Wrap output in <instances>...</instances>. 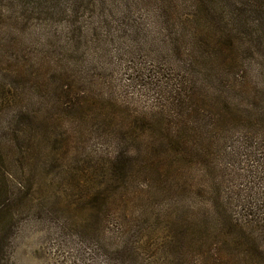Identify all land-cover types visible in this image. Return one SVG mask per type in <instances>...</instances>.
<instances>
[{
    "label": "rangeland",
    "instance_id": "1",
    "mask_svg": "<svg viewBox=\"0 0 264 264\" xmlns=\"http://www.w3.org/2000/svg\"><path fill=\"white\" fill-rule=\"evenodd\" d=\"M1 6L0 264H247L224 242L236 219L264 255L262 18L241 0Z\"/></svg>",
    "mask_w": 264,
    "mask_h": 264
},
{
    "label": "trees",
    "instance_id": "2",
    "mask_svg": "<svg viewBox=\"0 0 264 264\" xmlns=\"http://www.w3.org/2000/svg\"><path fill=\"white\" fill-rule=\"evenodd\" d=\"M241 2L249 6L250 12H252V14H255V16L262 18L264 20V0H241ZM1 12H2V6H1V0H0V14ZM241 12L243 13L242 9H241ZM1 88L2 89L0 90V108H2V106L4 105V102L5 103L8 102L12 96L9 88L5 89L3 86H1ZM93 106H96V105H93ZM33 116L34 115L25 113V117H22V119L20 118L21 126L16 125V123L13 124L15 126L12 128V135H14L15 140H19L20 139L19 137L20 136L22 137L23 135L21 133L23 131L22 124L24 125L25 123L31 121ZM0 128H1V125H0ZM24 136L25 135H23V138ZM4 142L5 141L3 139L2 133H0V166H4V163L1 161V158L4 157V153H3V147H4L3 143ZM257 207L258 208L256 210L262 211L264 215V200L261 201V203L257 205ZM94 208L99 209V207H94ZM246 221H251V220H246ZM230 222L231 224L229 225L228 229L224 233L225 244L233 247L234 249L239 248L246 252H248V250L253 252L252 256H255L256 258L250 260L249 262H247V264H253V263H250L251 261L254 262V264H264V255H261L262 251H260V244L262 240L260 239V235H258L257 233H252V232L245 234L247 230H246V227L243 226V222L241 220L236 219V222H233V221H230ZM249 243H251V245ZM220 257L227 259V260H233L227 257L226 255L224 256L220 255Z\"/></svg>",
    "mask_w": 264,
    "mask_h": 264
}]
</instances>
